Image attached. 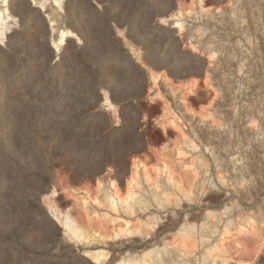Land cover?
Segmentation results:
<instances>
[{
  "label": "rangeland",
  "instance_id": "rangeland-1",
  "mask_svg": "<svg viewBox=\"0 0 264 264\" xmlns=\"http://www.w3.org/2000/svg\"><path fill=\"white\" fill-rule=\"evenodd\" d=\"M2 5L0 264L251 257L257 234L239 227L264 237V0ZM72 192L88 244L51 218Z\"/></svg>",
  "mask_w": 264,
  "mask_h": 264
},
{
  "label": "bare ground",
  "instance_id": "bare-ground-1",
  "mask_svg": "<svg viewBox=\"0 0 264 264\" xmlns=\"http://www.w3.org/2000/svg\"><path fill=\"white\" fill-rule=\"evenodd\" d=\"M6 1V0H4ZM47 0H43V3H45ZM53 5L56 7L57 10H59L60 12L63 11V3L64 0H51ZM199 4L202 3V0H197ZM3 7H0V29L4 26L7 27L10 26L9 23L10 22H14V20H12V18L10 17V15L7 14V9L4 5H2ZM186 7L183 5H179L178 6V14L176 15V19H181L182 18V13L184 11ZM55 25L52 24L51 26V36L54 37L55 35ZM10 28V27H9ZM69 31H60L57 34V37L55 38L56 41V46L57 47H61L63 45V43L65 42L66 37L68 36ZM51 37V38H52ZM207 72V71H206ZM206 74V73H205ZM205 76V75H204ZM104 99L106 100V103L110 104L109 101V96L107 94H105ZM151 158L148 155H145V161H149ZM139 168V167H138ZM136 168L133 173L132 176L130 177L131 181L128 182L130 184V187L132 189V185L135 181V179H137V173L139 172L140 168L138 169ZM127 189V188H126ZM130 189V188H129ZM128 191V189H127ZM132 192H128L127 195L131 196ZM72 204L70 205H59L60 208L65 209V215L61 218V217H56L55 215L52 214L51 211H49L47 208H45L47 210V213L49 216H51V218L53 219V221H56L57 223H59L61 226H63L64 230H65V234L67 235V237L70 240L79 242V241H86L85 244H88L87 242H89V239L91 238V233H90V229L88 227V225L84 222V219H81V214H79L80 211H77V202H78V198L75 195V192H72ZM75 195V196H74ZM108 200H109V207L111 209H114L115 206V196H114V192L111 193V191L108 193L107 196ZM80 209V208H79ZM81 213V212H80ZM55 219V220H54ZM86 221V220H85ZM55 222V223H56ZM249 230L250 232L256 233L257 237H258V241L256 244V247L253 251V255L251 257H247V258H240L237 259L238 264H250L252 261H254L260 254L261 252L264 250V237L259 236V229L257 228V224L254 223V220L252 218H248L245 222V226L239 227V231H243V230ZM88 240V241H87ZM215 248H218V245H215ZM89 256H91V259H93L94 261H96L97 264H99L98 262H101V260L105 257V255H102L101 253H94V254H89ZM206 260L208 262L212 261H217L218 260V256H215L214 250L211 249L206 253ZM223 261V260H222ZM226 261V260H225ZM224 261V262H225ZM230 261V260H229ZM227 262V261H226ZM229 263V262H228ZM121 264V263H119ZM225 264V263H224Z\"/></svg>",
  "mask_w": 264,
  "mask_h": 264
},
{
  "label": "water",
  "instance_id": "water-1",
  "mask_svg": "<svg viewBox=\"0 0 264 264\" xmlns=\"http://www.w3.org/2000/svg\"><path fill=\"white\" fill-rule=\"evenodd\" d=\"M170 14V12H167L166 13V16H168ZM207 60H206V62L205 63H203V68L201 69V75L202 76H204L205 75V73H206V68H207ZM99 97H101V99H103L104 98V95H102L101 94V96H99ZM104 100V99H103Z\"/></svg>",
  "mask_w": 264,
  "mask_h": 264
}]
</instances>
